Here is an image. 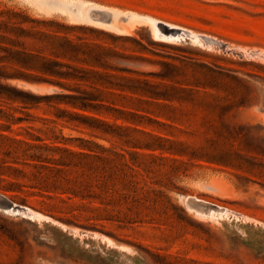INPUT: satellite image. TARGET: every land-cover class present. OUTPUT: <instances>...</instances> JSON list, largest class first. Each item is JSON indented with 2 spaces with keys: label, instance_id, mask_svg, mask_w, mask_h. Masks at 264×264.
<instances>
[{
  "label": "rangeland",
  "instance_id": "rangeland-1",
  "mask_svg": "<svg viewBox=\"0 0 264 264\" xmlns=\"http://www.w3.org/2000/svg\"><path fill=\"white\" fill-rule=\"evenodd\" d=\"M43 1L0 0V21L27 31L7 35L62 63L48 69L84 79L58 78L39 70L40 60L26 59L28 65L3 63L28 78L7 82L34 93L98 95L102 105L83 113L119 135L103 138L58 118L62 110L81 111L63 101L30 106L0 98V193L44 215L0 210V264H264V57L245 54H264V0H62L154 19L224 46L161 40L147 19L121 31ZM88 142L139 164L133 179L143 187L137 210L143 221L104 219L99 199L34 179L28 145L72 160L66 177L92 178L91 160L78 155L89 152ZM188 197L225 211L202 214Z\"/></svg>",
  "mask_w": 264,
  "mask_h": 264
},
{
  "label": "trees",
  "instance_id": "trees-1",
  "mask_svg": "<svg viewBox=\"0 0 264 264\" xmlns=\"http://www.w3.org/2000/svg\"><path fill=\"white\" fill-rule=\"evenodd\" d=\"M9 32L18 33L17 35H26L27 33L22 27L12 28L9 27L7 23L0 21V53H2L0 54V98L8 100L18 99L24 105L30 106H37L41 102H50L51 100H56L58 102L63 101L82 112H67L62 110L61 112L63 114H57L58 118L64 117L67 122L76 121L80 124L87 125L93 130L95 135L103 138H107L108 135H119L113 134L115 132H113L111 126L106 122L83 113V111L96 109L102 105L96 103L97 101H101L98 95H94L87 91H78L76 89L73 90L75 91L74 94L61 92L41 94L27 91L8 83L7 81L10 79L26 77L21 76V74H17L16 72H9L3 63L8 62L11 64L28 65L25 64L26 59L40 60L38 61V69L43 72H49L58 78L78 77L79 79H84L81 76L61 71L59 68H55V70L48 69L47 64L61 67L62 63L57 59H45V57L40 54H33L27 51L23 47L22 42L7 35ZM15 45L20 46L21 49H12L11 46ZM69 51L74 54L77 52L75 47H71ZM63 53L66 55L65 52H55V56L63 55ZM55 83L62 86L60 82ZM18 119L19 118H17V120ZM149 119L151 120V118ZM121 128L122 127L117 126L118 130ZM11 140L12 142L20 144V140ZM88 144H90V146L83 145V148L89 149V152L78 153L82 158L91 160L87 171L89 174H92V178H89L88 180L85 178L78 180L76 178L71 179L66 177L65 168L73 164L72 160L66 161L62 157L56 159L42 156L35 151L40 148L38 145L27 144V150H31V152L28 154L27 152H24V154L27 156V159L36 162L34 167H36L37 170L33 177L42 187L60 190L61 192L70 193L74 196H80V198L99 199V202L103 205V210L105 211L104 219L116 220L124 224L143 221L144 219L141 218L137 212L138 208L143 205L142 198L138 196L139 190L143 187H138V182L133 179L135 171L133 165L139 166V164L134 163L135 161L133 160V157H131L132 164H128L127 161H121L125 158L124 154L112 151L96 143L88 142ZM145 146L150 147L148 144H145ZM44 148L51 150L48 145H45ZM55 148L72 155L74 154L69 151L68 148H60L57 146ZM93 148L98 150L95 151ZM91 151L92 153H90ZM11 187H13L12 183L3 186L5 190H9ZM152 203L156 202L153 201ZM114 210L115 214L112 213Z\"/></svg>",
  "mask_w": 264,
  "mask_h": 264
},
{
  "label": "bare ground",
  "instance_id": "bare-ground-1",
  "mask_svg": "<svg viewBox=\"0 0 264 264\" xmlns=\"http://www.w3.org/2000/svg\"><path fill=\"white\" fill-rule=\"evenodd\" d=\"M43 2L50 8L65 9L68 13L78 18H84L85 20L92 22L94 24L102 25L105 27L116 28L121 31L124 30L126 26L133 20L147 19L146 17L139 16L136 14H123L96 5L85 6L83 3L80 2H66L62 0H45ZM147 20L151 23V26L153 28L156 37L161 40L175 42L179 40L190 39L200 43H202V41H206L207 43H217L223 46L225 45L215 40L214 38L200 36L198 33L192 30H187L185 28L168 25L166 23L156 21L154 19H147ZM134 23H132L129 28L133 27L135 25ZM261 52H262L261 50L253 49L250 52L245 51V54L247 56L264 57V54H261ZM186 201L189 207L195 208L196 210L200 211L202 214H212L209 215L210 217H214L216 215L214 212L222 213L225 211V209L221 207H218L209 202L198 200L193 197H188ZM0 210L12 212V213H19L23 215H31L34 217L37 216L39 218L44 217V215L39 212H35L28 207H24L22 205H18L12 202L9 198H7L5 195L1 193H0Z\"/></svg>",
  "mask_w": 264,
  "mask_h": 264
},
{
  "label": "built area",
  "instance_id": "built-area-1",
  "mask_svg": "<svg viewBox=\"0 0 264 264\" xmlns=\"http://www.w3.org/2000/svg\"><path fill=\"white\" fill-rule=\"evenodd\" d=\"M263 92H264V90H263Z\"/></svg>",
  "mask_w": 264,
  "mask_h": 264
}]
</instances>
